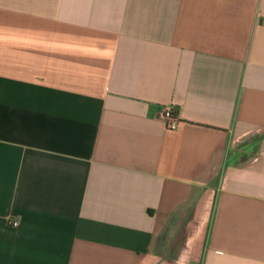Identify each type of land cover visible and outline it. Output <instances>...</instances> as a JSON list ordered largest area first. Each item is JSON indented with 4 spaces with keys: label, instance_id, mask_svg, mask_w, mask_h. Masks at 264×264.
<instances>
[{
    "label": "crops",
    "instance_id": "1",
    "mask_svg": "<svg viewBox=\"0 0 264 264\" xmlns=\"http://www.w3.org/2000/svg\"><path fill=\"white\" fill-rule=\"evenodd\" d=\"M168 254L264 264V0H0V264Z\"/></svg>",
    "mask_w": 264,
    "mask_h": 264
},
{
    "label": "rangeland",
    "instance_id": "2",
    "mask_svg": "<svg viewBox=\"0 0 264 264\" xmlns=\"http://www.w3.org/2000/svg\"><path fill=\"white\" fill-rule=\"evenodd\" d=\"M257 140L258 139L254 141L256 142ZM243 145L245 144H242L241 146ZM255 148H257V146H253V149ZM215 195H216V192L214 193L210 192L205 195L204 200L201 203H199V206L196 209L193 210L192 216H191L192 219L187 220L186 228L185 227L184 228L175 227V233L177 235L172 236L174 239L173 241H175L176 243L184 241L183 244L186 243L185 246L187 245L189 246V248L191 247V249L196 248V247H197L196 249H198L199 247L203 246L204 241L207 237L209 226H210V216L212 213V201L214 200ZM202 213L207 214L206 216L208 218L205 220H201L200 218H201ZM185 229L187 230L188 235H186ZM165 240L166 239H164V241ZM187 241H188V244H187ZM159 259H160L159 260L160 264H177V259H175L174 256L172 257L169 254L165 259H163L162 257H159ZM152 263L157 264L158 262H156V260L151 259L150 264Z\"/></svg>",
    "mask_w": 264,
    "mask_h": 264
},
{
    "label": "built area",
    "instance_id": "3",
    "mask_svg": "<svg viewBox=\"0 0 264 264\" xmlns=\"http://www.w3.org/2000/svg\"><path fill=\"white\" fill-rule=\"evenodd\" d=\"M161 112L163 119L166 121L167 128L169 130H175L179 126V118L175 107L166 105L162 108ZM13 225H17V222H14Z\"/></svg>",
    "mask_w": 264,
    "mask_h": 264
},
{
    "label": "trees",
    "instance_id": "4",
    "mask_svg": "<svg viewBox=\"0 0 264 264\" xmlns=\"http://www.w3.org/2000/svg\"><path fill=\"white\" fill-rule=\"evenodd\" d=\"M246 146V145H245ZM253 146V145H252ZM254 146H259V140H257L255 143H254ZM247 147H249V146H247Z\"/></svg>",
    "mask_w": 264,
    "mask_h": 264
}]
</instances>
